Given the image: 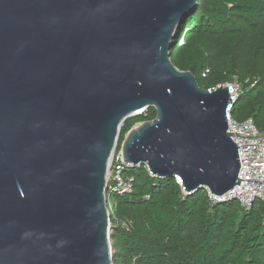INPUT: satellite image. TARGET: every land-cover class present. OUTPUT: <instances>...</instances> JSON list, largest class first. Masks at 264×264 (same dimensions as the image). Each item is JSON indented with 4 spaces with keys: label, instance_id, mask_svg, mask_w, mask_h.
<instances>
[{
    "label": "water",
    "instance_id": "1",
    "mask_svg": "<svg viewBox=\"0 0 264 264\" xmlns=\"http://www.w3.org/2000/svg\"><path fill=\"white\" fill-rule=\"evenodd\" d=\"M198 0H0V264H113L106 176L124 163L221 197L239 184L228 89L171 49Z\"/></svg>",
    "mask_w": 264,
    "mask_h": 264
},
{
    "label": "trees",
    "instance_id": "2",
    "mask_svg": "<svg viewBox=\"0 0 264 264\" xmlns=\"http://www.w3.org/2000/svg\"><path fill=\"white\" fill-rule=\"evenodd\" d=\"M170 59L203 90L235 83L231 118L251 119L264 131V0H198ZM154 118L149 108L127 119L116 151L130 129ZM127 173L132 191L110 196L113 264H264L262 204L212 205L206 191L185 196L175 178L151 177L144 165Z\"/></svg>",
    "mask_w": 264,
    "mask_h": 264
},
{
    "label": "built area",
    "instance_id": "3",
    "mask_svg": "<svg viewBox=\"0 0 264 264\" xmlns=\"http://www.w3.org/2000/svg\"><path fill=\"white\" fill-rule=\"evenodd\" d=\"M206 72L207 70L203 73V77ZM220 86L228 89L232 102L226 110L227 132L238 148L239 184L221 197L212 195L208 190L205 191L212 205L234 201L244 209H250L255 202L264 206V131H260L251 119L238 122L231 118V109L237 99L238 86L235 83ZM215 89L208 91L211 92ZM130 168H132L131 165L124 163L121 150H114L109 160L106 176L109 215L113 213L115 206V202L110 196L126 195L133 189V178L127 173ZM175 180L183 194L187 196L180 179L175 177ZM111 204L112 207L109 209Z\"/></svg>",
    "mask_w": 264,
    "mask_h": 264
},
{
    "label": "rangeland",
    "instance_id": "4",
    "mask_svg": "<svg viewBox=\"0 0 264 264\" xmlns=\"http://www.w3.org/2000/svg\"><path fill=\"white\" fill-rule=\"evenodd\" d=\"M111 207H112V204L110 205L109 209H111Z\"/></svg>",
    "mask_w": 264,
    "mask_h": 264
}]
</instances>
